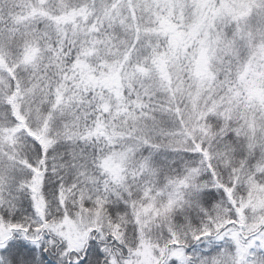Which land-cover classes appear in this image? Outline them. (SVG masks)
Here are the masks:
<instances>
[{"label": "trees", "instance_id": "1", "mask_svg": "<svg viewBox=\"0 0 264 264\" xmlns=\"http://www.w3.org/2000/svg\"><path fill=\"white\" fill-rule=\"evenodd\" d=\"M137 1L0 0V220L19 231L0 264H57L55 215L107 200V227L136 209L159 224L179 205L153 232L159 264H228L225 249L233 264H264V245L244 252L264 234V18L248 39L242 5L229 24L214 0L207 20L179 3L156 23ZM108 157L130 183L103 184ZM117 242L96 237L86 254L105 243L114 263Z\"/></svg>", "mask_w": 264, "mask_h": 264}, {"label": "rangeland", "instance_id": "2", "mask_svg": "<svg viewBox=\"0 0 264 264\" xmlns=\"http://www.w3.org/2000/svg\"><path fill=\"white\" fill-rule=\"evenodd\" d=\"M181 1V2H180ZM211 0H138L137 4L140 5L144 10L148 11V14L153 18V20L156 23H159L162 18H164V22H166V19H171V17L175 16L174 13H171L174 9H169L167 6H175L176 4L182 3L183 5H190L194 7L196 10V16H198L199 19H205V10L206 8L204 5L206 4L207 7L209 5ZM215 2H218L217 8L214 10L213 18H219V19H228L229 23L234 21L235 14L233 13V10L236 6L242 5L243 9H247L246 12L249 14L244 15L243 20L246 21V25L248 26L246 29V33L244 34L245 37L250 39L253 36V30L254 28H257L258 31H260L262 28L261 25L258 24L261 20V18H264V14H262L258 11V6L262 4V0H214ZM260 1V2H259ZM235 2V6L233 7V3ZM254 3V4H253ZM167 5V6H166ZM152 8V9H151ZM209 9V8H207ZM239 11V8L236 9ZM242 11V10H241ZM162 12V13H161ZM218 13V14H217ZM162 14V16H161ZM241 15H238V19ZM212 17H209V19ZM181 18L178 19V21ZM227 20V21H228ZM241 20V19H239ZM185 33H182L177 30V28H173L169 32V40L172 45L174 44H184V37H186ZM189 36V35H188ZM206 47H204L203 50L199 51V57L204 60L206 56ZM264 53V52H263ZM199 59V58H198ZM80 61L87 62V59H81ZM93 61V59H89L88 62ZM200 62V59L198 60ZM83 63V62H82ZM254 71H261V67H258L257 64H253ZM80 68L86 70L83 65H80ZM264 70V68L262 69ZM254 81V80H253ZM251 81V82H253ZM109 87L110 84H109ZM254 85L251 83L249 84V89L253 88ZM111 89H113L111 87ZM236 92L234 93L235 96ZM104 164L101 171V181H103V184L109 186L110 182L118 184L120 182V179L122 181H127L130 183V180L122 175L119 174L120 170L119 165L121 166V162L116 157H108L104 159ZM117 167V168H115ZM109 189V188H108ZM114 194V193H112ZM109 198H112V195H108ZM114 197V196H113ZM101 200V199H100ZM98 200V201H100ZM41 201V207L43 208V200ZM107 201L96 203V207H101L103 210L107 211ZM256 204V202L254 203ZM179 205H177L171 212L170 217H164L160 218V222L158 224L156 216L149 210H140L136 209V212L131 211L129 213L130 215V221L128 223H120L119 221L115 222V225L112 227H107L108 221H104L102 218V212L103 210H82L80 209L77 211V213L72 214L74 217L71 219L72 221L61 219L62 217H66L63 214L55 215V220L57 222V226L54 228L55 233L52 235L54 237L53 240L55 243H58L59 241L62 244V247L60 248L61 256H57V264H101L102 261H107L108 264H159V262L162 260L163 255L165 254V246L162 245L160 247H156L155 244H159L157 240H155L153 237V232L156 229L163 228L166 225L171 226V222L174 218L181 217V208L180 210L177 209ZM41 208V209H42ZM106 208V209H105ZM177 209V210H175ZM102 211V212H101ZM109 211V210H108ZM133 214V215H131ZM158 215V214H157ZM159 216V215H158ZM122 217V216H121ZM61 219V220H60ZM106 222V223H104ZM5 223L4 220H0V261L1 262H7L5 258L7 255H2V252L7 246V242L13 241L18 242L17 239L12 240L11 234H17V229L15 230L13 226H2ZM24 226L26 236L33 237L34 232H29L27 227ZM44 227L39 229L38 231L43 230ZM47 229V228H45ZM129 229L128 232H130L131 237L128 235V232L126 231ZM48 230V229H47ZM164 230V229H163ZM251 228L249 229V231ZM60 232V234H57V232ZM23 234V232L21 233ZM162 234V231L159 235ZM245 234V233H244ZM20 235V234H19ZM58 235V236H57ZM89 235V236H88ZM105 235H110L112 238L114 237L115 240L118 242L115 244L116 246H124L126 249L124 251L125 255L124 257H121V260L118 258L113 263L109 257V253H111V248L108 246H103L105 243H101L99 247L103 248L101 252V255L95 256L94 258L90 256L91 254H86V251L89 247V245H93L94 238L97 237V239H103ZM15 236V235H14ZM140 236L143 237L142 241H139ZM261 236H258L255 239H252L249 241V244L246 245L245 249V257L246 259L249 258V255H251V251L253 248L256 247L257 244L264 245V234ZM22 238V236H20ZM132 238V239H131ZM153 238V239H152ZM92 240V241H91ZM96 244V243H95ZM97 245V244H96ZM103 246V247H102ZM56 247V245H55ZM94 247H96L94 245ZM114 248V247H113ZM233 249L230 250H223L222 254L227 255L228 264H233V260L236 261L237 258H232L231 253ZM10 252V251H6ZM94 252V251H93ZM173 253V252H171ZM170 253V254H171ZM177 254L172 255V257H176L179 254V252H176ZM63 254V255H62ZM123 259V260H122ZM83 260V261H82ZM249 261V260H248ZM214 263V261H213ZM221 264V262H220Z\"/></svg>", "mask_w": 264, "mask_h": 264}]
</instances>
